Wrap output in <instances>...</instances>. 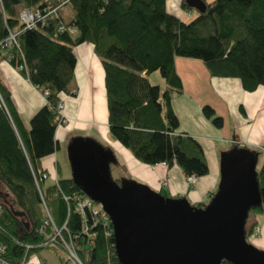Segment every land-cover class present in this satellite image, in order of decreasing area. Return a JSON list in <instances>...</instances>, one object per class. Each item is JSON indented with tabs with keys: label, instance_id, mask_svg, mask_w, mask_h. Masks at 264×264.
Wrapping results in <instances>:
<instances>
[{
	"label": "trees",
	"instance_id": "trees-1",
	"mask_svg": "<svg viewBox=\"0 0 264 264\" xmlns=\"http://www.w3.org/2000/svg\"><path fill=\"white\" fill-rule=\"evenodd\" d=\"M200 1L205 6L202 12L180 0L182 10H195L188 21L168 13L164 0L0 1V61L10 64L42 93L47 91L46 104L25 126L0 81V182L14 195L20 209L0 201V242L12 262H19L25 253L14 240L34 244L48 233L38 231L44 214L30 167L43 170L38 162L57 148L55 112L50 106L73 89L72 49L80 43H90L101 63L109 135L144 164H176L184 177L206 174L200 145L187 135L174 133L178 122L170 99L181 93V84L173 58L198 59L210 76L237 78L246 91L264 86V0ZM64 5L71 10L66 20L60 14ZM27 9L54 12L45 17L44 24L24 28L18 13ZM10 33L15 34L16 44L7 39ZM19 65L24 68L18 70ZM153 71L163 79V89L149 82L147 76ZM201 111L214 126H221L220 116L210 107L202 106ZM55 173L57 176L56 168ZM255 177L260 203L248 209L254 216L264 212V158ZM44 181V203L58 227L66 221L61 231L64 237L76 234L77 254L83 264H120L112 233L108 230L105 234L108 227L96 224L89 228L95 233L91 242L80 232V216L73 209L72 196L84 194L71 177L43 186ZM158 192L167 196L162 190ZM63 196L69 198V210ZM205 203L193 205L202 207ZM255 226L246 232L251 233ZM39 248L43 247L25 253L24 264H36L30 255ZM218 264L233 263L220 260Z\"/></svg>",
	"mask_w": 264,
	"mask_h": 264
},
{
	"label": "crops",
	"instance_id": "crops-1",
	"mask_svg": "<svg viewBox=\"0 0 264 264\" xmlns=\"http://www.w3.org/2000/svg\"><path fill=\"white\" fill-rule=\"evenodd\" d=\"M164 7L168 13L182 20L192 13V10L181 9L180 0H164ZM72 52L75 57L73 89L60 96L65 121L54 131L56 149L60 147V142H69L72 135L81 137L78 132L91 134L111 153L104 155L108 163L119 161V173L126 179L120 182L162 190L168 197L185 198L191 204L204 201L215 191L220 181V152L230 150L233 144L243 146L250 152L249 148H256L263 161L264 86L259 85L252 91H246L237 78L210 76L198 59L173 58L174 71L181 84V93L170 99L172 112L178 122L174 133L194 139L200 145L207 164L206 174L189 180L176 164L150 166L138 161L128 149L109 135L101 63L88 42L74 46ZM0 81L9 91L12 107L26 126L29 118L46 104L42 92L4 60L0 61ZM164 86L163 81L160 89ZM202 106L210 107L214 114L220 116V127L214 126L202 114ZM55 155L54 151L42 158L38 162L39 168L48 172L53 170V166L58 168ZM256 216L248 214L246 218H251L249 226L256 223ZM249 226L246 224L245 232ZM261 231L264 233V219L261 226L258 225V230L254 229L251 233L258 235ZM255 244L262 246V238L256 239Z\"/></svg>",
	"mask_w": 264,
	"mask_h": 264
},
{
	"label": "water",
	"instance_id": "water-1",
	"mask_svg": "<svg viewBox=\"0 0 264 264\" xmlns=\"http://www.w3.org/2000/svg\"><path fill=\"white\" fill-rule=\"evenodd\" d=\"M185 2L204 10L200 0ZM67 153L74 184L109 216L120 264H264V251L245 239L248 209L260 203L255 156L246 148L220 152V181L202 207L144 185L108 181L82 137L70 140Z\"/></svg>",
	"mask_w": 264,
	"mask_h": 264
},
{
	"label": "built area",
	"instance_id": "built-area-1",
	"mask_svg": "<svg viewBox=\"0 0 264 264\" xmlns=\"http://www.w3.org/2000/svg\"><path fill=\"white\" fill-rule=\"evenodd\" d=\"M1 1V0H0ZM54 9H27V10H20L18 13V18L20 23L24 28H31L36 23L44 24L45 17L53 13ZM64 28L61 26L60 31H62ZM69 33L72 32L71 28L66 29ZM14 33H10L8 36V40L13 42L14 44ZM24 68V66L19 65L18 70ZM42 95L45 98V95H47V91L44 90ZM46 101V100H45ZM50 108L55 112L53 117V122L55 123L56 127L60 126V124L64 123L65 117L62 114L63 110V102L62 100H58V102L55 104L54 107ZM31 168V175L32 179L34 181L36 190L38 192V195L40 197L42 211L44 214L43 221L38 229L39 232L42 231H48L45 236L37 241L34 244H27L23 243L18 240H14V242L18 245L24 248L25 253L31 249V248H37V247H51L53 249H57L61 251L63 254V259L60 261V264H83V262L80 260L78 254H77V242L74 241V238H76V234H69L67 233L66 237L63 236L61 231L65 228L66 221L63 222V224L58 227L54 221L52 220V217L50 215V212L48 210V207L44 203L42 192H41V182L44 181L49 175L51 177L54 184L57 182V176L55 173V168L53 166L52 171H37L33 167ZM48 177V178H49ZM189 180H193L194 176L186 177ZM73 198V209L75 212L78 213L80 216L81 221V228L80 232L85 234V237L90 240L93 239L95 233L89 231V228H92L96 224H101L103 227H108V229L105 230V234L108 235L109 231L112 233L110 219L107 213L103 210L100 203L90 199L86 195H75L72 196ZM63 200L67 203H69V198L66 196H63ZM70 207L67 204V210H69ZM2 209L0 207V215H1ZM109 230V231H108ZM258 230V227L255 228V231ZM25 253L23 255V258L19 260V262H12L11 255L7 254L5 245L0 242V264H24L25 261ZM36 263V262H35ZM37 264V263H36ZM41 264H44L41 262Z\"/></svg>",
	"mask_w": 264,
	"mask_h": 264
},
{
	"label": "rangeland",
	"instance_id": "rangeland-1",
	"mask_svg": "<svg viewBox=\"0 0 264 264\" xmlns=\"http://www.w3.org/2000/svg\"><path fill=\"white\" fill-rule=\"evenodd\" d=\"M212 1V0H208ZM60 14L62 15L63 19L66 20L69 18L71 14V10L69 6L64 5L60 8ZM195 15V10L192 9V13L190 16H185L183 18L184 21H188ZM148 80L151 84L153 85H160L159 87H163V79L159 75L158 71H153L150 74H148ZM78 134L82 135L81 137L89 140L92 142L93 148H94V154H95V161H96V166L98 171L108 180V181H126V179L119 173L120 168L119 166V161L118 163L115 162V164L108 163L107 158H105L104 155L106 153L110 155L111 153L109 152L108 149H106L105 145L95 136H92L91 134H86L82 132H78ZM74 136L72 135V138ZM70 138V140L72 139ZM69 140V142H70ZM69 142H60V147L55 150V161L58 165L57 170V178L59 179H66L71 177V171H70V165H69V160H68V153H67V147ZM249 150L252 151V153L255 156V169H258L259 165L261 164V158H260V153L259 151L256 150V148H249ZM50 176V175H49ZM48 176V177H49ZM46 178L43 186L48 184V183H53L51 177ZM133 182H137L135 179H132ZM0 201L6 203V205L13 207L15 210L19 211V206L17 204V201L14 197V195L11 193V191L5 186L3 182H0ZM205 202L209 201L208 198L204 199ZM264 214H258L256 218V224H262V221L264 219L263 217ZM248 217V214H247ZM251 221V218H246L244 228L247 224L249 226V222ZM257 225V226H258ZM264 232V231H263ZM258 238H262L263 244L262 246H257L255 244V240ZM246 241L251 244L253 247L264 251V233L262 231L258 235H253L252 233H248L245 236ZM31 259H34V261L37 264H41L43 262L44 264H60L61 259H63V254L61 251L57 249H53L51 247H43L35 250L34 252L31 253L30 255Z\"/></svg>",
	"mask_w": 264,
	"mask_h": 264
}]
</instances>
